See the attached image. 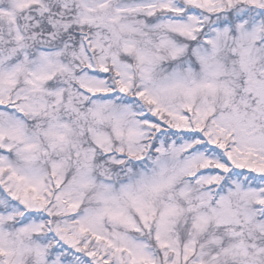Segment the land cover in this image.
Masks as SVG:
<instances>
[{
    "label": "snow or ice",
    "instance_id": "obj_1",
    "mask_svg": "<svg viewBox=\"0 0 264 264\" xmlns=\"http://www.w3.org/2000/svg\"><path fill=\"white\" fill-rule=\"evenodd\" d=\"M0 264H264V0H0Z\"/></svg>",
    "mask_w": 264,
    "mask_h": 264
}]
</instances>
